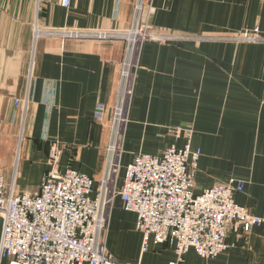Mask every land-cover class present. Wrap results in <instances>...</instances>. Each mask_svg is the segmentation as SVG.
Returning <instances> with one entry per match:
<instances>
[{
  "label": "crops",
  "instance_id": "obj_1",
  "mask_svg": "<svg viewBox=\"0 0 264 264\" xmlns=\"http://www.w3.org/2000/svg\"><path fill=\"white\" fill-rule=\"evenodd\" d=\"M137 4L72 0L66 10L61 0H0V172L8 191L39 192L51 170L54 144L62 151L60 171L85 174L99 189L116 129L114 111L128 88L124 91L122 73L129 47L115 34L132 29ZM148 9L152 33L187 39L147 42L135 53L116 190L138 154L160 156L170 147L184 148L185 135L173 129L188 127L192 149L201 152L195 193L243 181L236 201L264 219V44L232 40L256 27L264 34V0H150ZM37 27L113 37H38ZM99 107L103 121L97 119ZM2 231L0 220V242ZM228 244L215 260L191 250L185 264H264V224L246 236L240 229L231 231ZM143 245L137 216L117 199L108 255L118 264L176 260L170 248L151 242L143 251Z\"/></svg>",
  "mask_w": 264,
  "mask_h": 264
},
{
  "label": "built area",
  "instance_id": "obj_2",
  "mask_svg": "<svg viewBox=\"0 0 264 264\" xmlns=\"http://www.w3.org/2000/svg\"><path fill=\"white\" fill-rule=\"evenodd\" d=\"M150 0H138L136 19L130 31L116 36L128 41V57L122 73L126 95L114 111V134L107 149L108 162L99 189L94 180L73 169L61 172L62 151L54 144L50 152L51 170L44 176L38 193L15 195L7 190L5 176L0 172V220L3 231L0 242V262L9 264H118L107 252L106 243L110 215L117 199L124 209L137 216V230L143 235V251L149 244L170 248L176 260L169 264H185V257L194 250L205 260H215L229 248L231 231L240 229L250 234L264 219L249 214L238 204L236 195L245 189V182L232 179L195 193V172L201 156L192 149V129L176 127L175 135L183 133L184 148L175 146L160 156L138 154L127 166L120 191L116 190L121 170V137L128 122L131 96L129 83L137 68L135 53L147 42L177 41L164 34L161 38L148 32ZM69 10L72 0H61ZM80 32L75 30L44 31L36 28L38 37L59 35L71 39L95 37L106 40L111 33ZM187 38V37H184ZM130 39H134L130 42ZM217 40L195 37L194 40ZM236 43L264 44L259 27L233 37ZM27 108V107H26ZM97 119L104 120L99 107ZM96 197H92L94 193Z\"/></svg>",
  "mask_w": 264,
  "mask_h": 264
},
{
  "label": "rangeland",
  "instance_id": "obj_3",
  "mask_svg": "<svg viewBox=\"0 0 264 264\" xmlns=\"http://www.w3.org/2000/svg\"><path fill=\"white\" fill-rule=\"evenodd\" d=\"M150 31V28L148 27V32ZM151 32V31H150ZM117 34H115V37H117L116 36ZM162 35H164V34H156L154 37H156V38H161V36ZM172 36H170V37H172V38H174L173 40H182V39H187V38H184V37H181V36H178V35H175V34H171ZM113 37V36H112ZM111 38V37H110ZM109 38V39H110ZM125 40V39H124ZM127 41V40H126ZM127 44H128V47H129V43H128V41H127ZM127 90H129V89H127Z\"/></svg>",
  "mask_w": 264,
  "mask_h": 264
},
{
  "label": "bare ground",
  "instance_id": "obj_4",
  "mask_svg": "<svg viewBox=\"0 0 264 264\" xmlns=\"http://www.w3.org/2000/svg\"><path fill=\"white\" fill-rule=\"evenodd\" d=\"M100 34H104V35H105L104 32H101ZM133 40H134V39H130V42H133ZM130 83H131V82H130ZM130 83H129V85H130Z\"/></svg>",
  "mask_w": 264,
  "mask_h": 264
}]
</instances>
